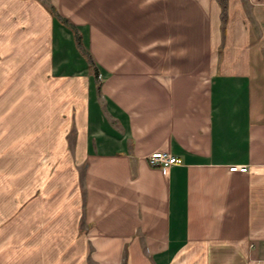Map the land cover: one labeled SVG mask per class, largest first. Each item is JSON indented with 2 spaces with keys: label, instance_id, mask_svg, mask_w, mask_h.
<instances>
[{
  "label": "crops",
  "instance_id": "crops-1",
  "mask_svg": "<svg viewBox=\"0 0 264 264\" xmlns=\"http://www.w3.org/2000/svg\"><path fill=\"white\" fill-rule=\"evenodd\" d=\"M263 23L264 0L225 25L218 0H0V264H264Z\"/></svg>",
  "mask_w": 264,
  "mask_h": 264
},
{
  "label": "built area",
  "instance_id": "built-area-1",
  "mask_svg": "<svg viewBox=\"0 0 264 264\" xmlns=\"http://www.w3.org/2000/svg\"><path fill=\"white\" fill-rule=\"evenodd\" d=\"M150 162L153 166H161L164 168H170L172 166L183 165V160L176 156L167 153H154L150 156ZM248 166H238L234 165L230 167L231 172H248Z\"/></svg>",
  "mask_w": 264,
  "mask_h": 264
},
{
  "label": "trees",
  "instance_id": "trees-1",
  "mask_svg": "<svg viewBox=\"0 0 264 264\" xmlns=\"http://www.w3.org/2000/svg\"><path fill=\"white\" fill-rule=\"evenodd\" d=\"M221 8H222V19H223V23L224 25L226 24V20H227V15H228V2L229 0H218ZM76 40L78 41V38H76ZM91 64L93 63L92 60L90 61Z\"/></svg>",
  "mask_w": 264,
  "mask_h": 264
},
{
  "label": "rangeland",
  "instance_id": "rangeland-1",
  "mask_svg": "<svg viewBox=\"0 0 264 264\" xmlns=\"http://www.w3.org/2000/svg\"><path fill=\"white\" fill-rule=\"evenodd\" d=\"M262 25H263V29H264V23Z\"/></svg>",
  "mask_w": 264,
  "mask_h": 264
}]
</instances>
